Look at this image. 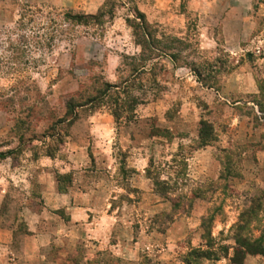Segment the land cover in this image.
Here are the masks:
<instances>
[{"label":"rangeland","instance_id":"374dc122","mask_svg":"<svg viewBox=\"0 0 264 264\" xmlns=\"http://www.w3.org/2000/svg\"><path fill=\"white\" fill-rule=\"evenodd\" d=\"M137 1L0 0V264H264V0Z\"/></svg>","mask_w":264,"mask_h":264},{"label":"crops","instance_id":"0c3cea01","mask_svg":"<svg viewBox=\"0 0 264 264\" xmlns=\"http://www.w3.org/2000/svg\"><path fill=\"white\" fill-rule=\"evenodd\" d=\"M171 1H173V0H138L137 1V3H138V5H139V7H144V10H146L145 9V7H147V5H154L155 7H158V6H161V5H164V6H169L170 5V2ZM148 3V4H147ZM142 5V6H141ZM232 11H233V8L231 9ZM231 11V12H232ZM150 13H152V12H150ZM155 14V13H154ZM153 13H152V16H155L156 17V20L157 19H159L158 17H159V15H161V14H156V15H154ZM151 20H153V19H151ZM241 87V88H240ZM237 91L238 92H244L243 91V88H242V85L239 83L238 84V89H237ZM246 92V91H245ZM236 117V116H235ZM237 123L235 124V127H237V128H239L240 127V124H241V120L240 121H238V116H237ZM234 123L232 122L231 123V126L233 125ZM264 128V125H262V126H258V128ZM258 128H254V130H257ZM236 130V129H235ZM248 137V136H247ZM238 139V137H235V138H231V141L232 142H237V141H233V140H237ZM259 141L261 142V143H263L264 142V138L262 137V135H259ZM256 155H255V161H254V166H255V168L257 169V171H259L260 173H264V148H259V149H257L256 150V153H255Z\"/></svg>","mask_w":264,"mask_h":264},{"label":"trees","instance_id":"16d2710c","mask_svg":"<svg viewBox=\"0 0 264 264\" xmlns=\"http://www.w3.org/2000/svg\"><path fill=\"white\" fill-rule=\"evenodd\" d=\"M135 12H136V14L139 15V17L144 18L143 13H141L140 11H138L137 8H135ZM244 245H242V247L244 249L237 248V249H235V253L240 254V253L243 252V250H244L245 253H250V254H257V253H262L263 252V250L260 249V247H258V245H255V244H247L245 246ZM233 261L234 262H240V260H236V259L235 260L233 259Z\"/></svg>","mask_w":264,"mask_h":264}]
</instances>
